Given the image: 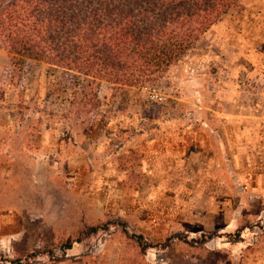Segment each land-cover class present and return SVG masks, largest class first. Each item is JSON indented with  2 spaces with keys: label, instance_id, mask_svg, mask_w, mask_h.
I'll return each mask as SVG.
<instances>
[{
  "label": "rangeland",
  "instance_id": "rangeland-1",
  "mask_svg": "<svg viewBox=\"0 0 264 264\" xmlns=\"http://www.w3.org/2000/svg\"><path fill=\"white\" fill-rule=\"evenodd\" d=\"M241 3L165 79L100 81L84 113L0 43V264H264V0Z\"/></svg>",
  "mask_w": 264,
  "mask_h": 264
},
{
  "label": "trees",
  "instance_id": "trees-1",
  "mask_svg": "<svg viewBox=\"0 0 264 264\" xmlns=\"http://www.w3.org/2000/svg\"><path fill=\"white\" fill-rule=\"evenodd\" d=\"M241 6V0H0V43L14 65L26 59L59 69L69 104L84 113L97 102L100 81L125 95L165 79L202 34ZM105 227L91 225L84 235ZM128 236L143 251L155 246L141 234ZM79 240L67 238L63 246Z\"/></svg>",
  "mask_w": 264,
  "mask_h": 264
}]
</instances>
